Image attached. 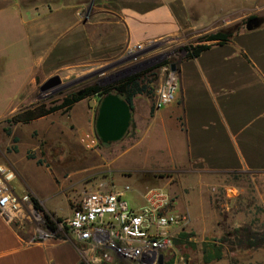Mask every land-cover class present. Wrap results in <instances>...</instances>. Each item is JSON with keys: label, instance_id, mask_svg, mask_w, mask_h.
<instances>
[{"label": "crops", "instance_id": "1", "mask_svg": "<svg viewBox=\"0 0 264 264\" xmlns=\"http://www.w3.org/2000/svg\"><path fill=\"white\" fill-rule=\"evenodd\" d=\"M256 9L264 11V0H60L40 6L0 0V29L15 26L22 32L18 36L37 51L32 73L17 90L11 89L19 93L17 99L0 103V121L25 108L21 106L36 86L35 76L46 80L64 66L103 63L135 44L177 39L184 31L216 21L221 22L216 28L224 29ZM207 44L197 56L178 61L174 101L156 107L147 95L133 99L131 126L119 144L124 147L119 146L107 163L113 187L103 188L121 189L129 186L125 180L130 178L137 193L128 203L137 208L146 188L162 187L173 201V211L178 204L177 212L197 230L214 221L207 207L209 176L245 173L264 203V19L257 28H242L226 41ZM3 60L0 55V77ZM92 110L73 104L69 116L62 117L59 109L13 124L11 133L0 138V164L14 170L16 193L33 196L57 216L71 214L56 163L61 151L56 148L68 121L75 128L74 138L66 139L71 146L78 149V134L83 132L87 133L80 140L95 145V135L88 133ZM45 144L52 147L42 148ZM159 179L162 186L155 185ZM183 189L192 191L183 194ZM199 219L203 221L194 223ZM79 262L80 249L74 242L26 241L13 221L0 214V264Z\"/></svg>", "mask_w": 264, "mask_h": 264}, {"label": "rangeland", "instance_id": "2", "mask_svg": "<svg viewBox=\"0 0 264 264\" xmlns=\"http://www.w3.org/2000/svg\"><path fill=\"white\" fill-rule=\"evenodd\" d=\"M59 1L18 0L22 5L30 4L31 6L54 4L59 3ZM250 16H260L264 19V11L256 9L250 12ZM250 16H246L230 26H240L242 29ZM220 23L216 21L205 28L184 31L177 39L168 37L153 42L148 49L147 55L144 56L143 62L140 64H131L126 50L120 56L111 58L103 63L64 66L52 74H58L61 78V83L43 91L39 89V86L43 83L44 78L35 76L36 86L21 107L33 106L38 103L58 102L65 96L81 92L88 86H110L120 79L138 73L148 74V79L151 80L150 86L155 91L163 79L161 67L171 63L177 66L178 61L185 57L184 47L186 45L209 43L201 40L202 37L209 32L219 30L216 27ZM3 27L4 32L0 29V55L5 60H3L4 72L0 77V87H3L4 91L0 93V103L2 101L8 102L12 97L17 99L19 93H13L11 89L17 90L18 83L24 82L32 73L35 66V54L37 53L33 44H30L24 37L18 36L22 32L16 30L15 26L13 29ZM11 31L13 36L10 37ZM7 88L9 91H6ZM148 97L152 104L155 105V92ZM99 98L98 95H90L82 99L80 103H74L76 106L81 104V106L93 108L91 119H89L91 128L88 131L91 135L94 134V127L92 128L93 115ZM69 109L61 111L60 115L62 117L69 116ZM1 111L0 108V113ZM3 125H5L4 120H1L0 138L2 139L6 138L5 133L1 129ZM83 133L78 134V149H75L74 146H71L70 141L66 140L67 136L70 137L72 135L73 138L75 136L74 125L68 121L63 128V141L56 148V151L59 149L61 151V157L56 160V163L62 171L59 179L63 182V192L69 198V212L79 205L87 191L93 190L100 185L102 186L101 188L105 187L106 190L113 187V181L109 178L110 171L107 163L113 155L118 153L120 147H124V143L119 145L122 139L111 145L99 144L95 141V145L92 144L91 146L88 141L80 140V136ZM130 136L132 135L130 134L128 137ZM50 147L52 146L46 144L42 146L45 149ZM44 160L47 161V158L45 157ZM48 163H51V161H48ZM209 178L212 179V185L208 186L210 205H207V207L209 212L213 214L214 221H210L208 223L209 227L207 226L206 228L198 226V230L191 225L190 221L184 225L176 226L174 228L173 247L166 253L165 264L171 258H173L175 264H202V243L205 240L221 244L223 250V257L218 262L214 261L209 264H264V203L257 199L251 178L249 182L248 175L245 173L220 174L209 176ZM128 179L130 178H126L125 181L129 183L131 190L125 193V199L132 204L133 196L137 191ZM160 182L162 183L161 179L156 180V183L159 184L155 185L162 186ZM123 185L121 184L120 187ZM210 186L215 187L210 189ZM231 187H235L236 190H231ZM190 191L192 190L183 189L182 193H189ZM178 206V204L174 206L175 212H177L176 208ZM179 208L182 210V207ZM180 210L178 211L182 212ZM45 211L51 215L52 219L60 218L63 221L69 216L68 214L57 216L50 211ZM62 221L57 223L56 231H51L45 226L42 214L35 210H25L13 219L16 230L26 241H38L45 238L67 239L79 247L81 263L99 264V261L92 259L97 257L99 252H90L87 250V246L75 242ZM202 221L203 219H199L198 222L194 223L198 224ZM207 229L209 230L207 231ZM181 231L193 234L188 238L187 242H191L194 246L185 241L175 242ZM105 263L130 264L116 258Z\"/></svg>", "mask_w": 264, "mask_h": 264}, {"label": "built area", "instance_id": "3", "mask_svg": "<svg viewBox=\"0 0 264 264\" xmlns=\"http://www.w3.org/2000/svg\"><path fill=\"white\" fill-rule=\"evenodd\" d=\"M152 43L131 46L127 50L130 63H142ZM161 70L163 79L156 88V107L174 101L178 90L176 70H171L170 64ZM14 179V170L0 164V214L12 221L25 210H34L29 194L13 190ZM101 187L87 191L62 221L72 239L87 246L90 252L98 251L99 255L92 259L99 262L116 258L130 264H165L166 253L173 247L174 228L186 223V216L173 211L167 191L148 187L141 194L142 204L133 208L125 199L129 186L110 191Z\"/></svg>", "mask_w": 264, "mask_h": 264}, {"label": "trees", "instance_id": "4", "mask_svg": "<svg viewBox=\"0 0 264 264\" xmlns=\"http://www.w3.org/2000/svg\"><path fill=\"white\" fill-rule=\"evenodd\" d=\"M253 16H250L251 18ZM247 18V20L249 19ZM246 20V21H247ZM241 29L240 26H230L224 29L217 30L215 32H210L205 34L201 40L208 41L211 43H217L226 41L231 38L234 33L238 32ZM210 44H202L198 43L196 45H186L184 47L185 58H193L197 56L202 50L207 48ZM151 80L148 79V74H133L123 79L118 80L114 84L105 87H99L97 85L88 86L83 89L81 92L72 93L64 98H62L58 102H50V103H38L33 106L22 108L13 114H11L8 118L4 120L6 126L3 127V132L6 135L11 133V126L13 124L19 122H29L38 117L47 115L59 109L67 110L74 103L88 97L90 95H98L99 97L107 94V93H116L120 98L124 99L131 108L133 109V99L138 95H147L150 96L154 94V88L150 86ZM131 126V125H130ZM40 162V160H38ZM30 200L32 202L33 209L37 212H40L45 220V226L51 230H57V223L61 222L60 218L52 219L51 215L48 214L43 207L40 205L38 200L33 196H30ZM193 235L192 233H187L185 231H181L178 234V239L175 242L180 241H188V238ZM251 239V238H250ZM188 244L194 246L191 242H187ZM223 257V250L221 244H217L214 241L205 240L202 243V264H209L214 261H218ZM79 264H83L79 262ZM99 264H109L105 262H100ZM166 264H173V258H171Z\"/></svg>", "mask_w": 264, "mask_h": 264}, {"label": "water", "instance_id": "5", "mask_svg": "<svg viewBox=\"0 0 264 264\" xmlns=\"http://www.w3.org/2000/svg\"><path fill=\"white\" fill-rule=\"evenodd\" d=\"M260 16L249 18L244 29L252 30L262 23ZM171 70H176L174 63L170 64ZM61 83L58 74L48 77L41 83V91L57 86ZM131 125V108L128 103L120 98L116 93H107L99 98L97 108L94 113V135L99 144H114L129 132ZM162 256L159 257L161 263Z\"/></svg>", "mask_w": 264, "mask_h": 264}]
</instances>
